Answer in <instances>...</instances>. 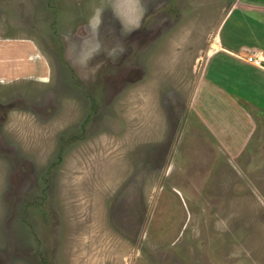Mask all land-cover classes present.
<instances>
[{
  "label": "rangeland",
  "instance_id": "374dc122",
  "mask_svg": "<svg viewBox=\"0 0 264 264\" xmlns=\"http://www.w3.org/2000/svg\"><path fill=\"white\" fill-rule=\"evenodd\" d=\"M236 2L0 0V264H264V77L213 48ZM207 77L253 127L228 103L217 138Z\"/></svg>",
  "mask_w": 264,
  "mask_h": 264
},
{
  "label": "crops",
  "instance_id": "0c3cea01",
  "mask_svg": "<svg viewBox=\"0 0 264 264\" xmlns=\"http://www.w3.org/2000/svg\"><path fill=\"white\" fill-rule=\"evenodd\" d=\"M238 4V5H237ZM230 7L233 4H229ZM239 11H241V14H239ZM249 17V14H251ZM256 15V16H255ZM235 18L236 21V26L234 27L236 30L230 29V21L232 18ZM184 19V18H183ZM183 19L181 21H183ZM264 19V0H239V2H236L229 10H227L226 15H224L222 19V24L218 28V31L216 33V39L219 44H214V47L216 50L219 48L223 49L227 53L226 59L229 60L233 66L234 72L230 74V76L235 77L236 79V84H239L241 79L238 78L239 73H237V70H240L238 72H246L242 67H246L248 69H253L255 70L254 72L256 74L261 75L264 77V68L261 66H258L254 64L253 62H250L248 59H241L239 58L238 52H248V56L253 55V56H258V57H263L264 58V48L258 44H253V43H241V44H231L229 43V40L226 38V30L227 28L229 29V32L233 34L234 37H237V32H238V27L244 25V23H251L253 27L250 25L247 27V31L250 35H258L256 34V28H258V22L260 20ZM184 22V21H183ZM256 27V28H255ZM234 55V57H230ZM18 57V56H17ZM16 57V59H17ZM232 58H236L234 61L231 60ZM10 63L14 62L13 59L8 60ZM14 64V63H12ZM240 66H239V65ZM228 61H225V66L227 67ZM252 71V70H250ZM227 73V72H226ZM250 75H254V73L248 72ZM229 76V77H230ZM251 77V76H250ZM205 79V77H204ZM208 79V84L211 83L210 85V91L209 93L214 94V98L211 99V97H207L210 100L211 107L213 111H210L212 114V120L209 123L210 129L214 130L216 129V136L218 139H220L219 135L221 136L222 134L224 135V132L227 133V125L223 122L222 116L223 114V108L224 106L228 103L232 104L234 107L239 110L240 114L244 115L246 119L249 121L250 125L253 127V118L250 114V112H245L244 110L241 111L240 107H238V104L235 101V93L237 92L235 87L231 84L230 87H222L221 83L219 84L216 80L214 81L213 77H207ZM204 91H207L204 89ZM216 96V97H215ZM219 110L218 116L213 115V112L215 108ZM208 118V115H205ZM215 127V128H214ZM215 131V130H214ZM224 141V140H223ZM228 145L229 143H225Z\"/></svg>",
  "mask_w": 264,
  "mask_h": 264
},
{
  "label": "flooded vegetation",
  "instance_id": "af4514ba",
  "mask_svg": "<svg viewBox=\"0 0 264 264\" xmlns=\"http://www.w3.org/2000/svg\"><path fill=\"white\" fill-rule=\"evenodd\" d=\"M165 7L166 6H164L163 4H161V5H159V9L158 10H160L161 12H162V17L161 18H163L164 19V22H163V27L165 26V25H167L168 24V22L170 21V15H167V13H166V9H165ZM158 14L157 13V10L156 11H154V13L153 14ZM152 13H150L149 14V17H148V21H146V23H145V26H147V24H148V22H150V24H151V17H152V15H151ZM172 14H174V15H177V17H178V15H179V13H177L175 10H172ZM179 17H180V19H179ZM178 17V22L179 21H181V19L183 18V17H181V15ZM173 20V19H172ZM161 20H153V22H160ZM177 21V20H176ZM136 53V52H135ZM124 61H126V59H124L123 60V62ZM79 70H81V69H79V67H78V71ZM139 76H140V74H139ZM138 76V77H139ZM137 77V78H138ZM143 78V77H142ZM129 80H133V79H131V78H128ZM0 113H2V111L4 112V111H6L7 110V108H3V107H1L0 106ZM3 109H5V110H3ZM1 118V120L3 121L4 120V117L3 116H1L0 117ZM87 120L88 119H86V122L85 123H83V129H82V131H85V127H86V125H87ZM83 134V135H82ZM81 134V137H85L86 136V133H82ZM77 139H79L80 138V136H77L76 137ZM75 138V139H76ZM67 145L66 144H64V145H62L61 146V149H60V152L59 153H57L58 155H56V157H57V163H63V161H64V158L62 157V154H63V152L67 149V147H66ZM48 176H50L49 174H44V176H43V179H42V183H43V188H41V193L42 194H44V195H48V194H51V192L54 190V188H55V181L54 180H51V179H49L48 178Z\"/></svg>",
  "mask_w": 264,
  "mask_h": 264
},
{
  "label": "built area",
  "instance_id": "2783aa9c",
  "mask_svg": "<svg viewBox=\"0 0 264 264\" xmlns=\"http://www.w3.org/2000/svg\"><path fill=\"white\" fill-rule=\"evenodd\" d=\"M248 60L250 61V62H253L254 64H256V65H258V66H261V67H263L264 68V58L262 57H258V56H253V55H250L249 57H248Z\"/></svg>",
  "mask_w": 264,
  "mask_h": 264
}]
</instances>
